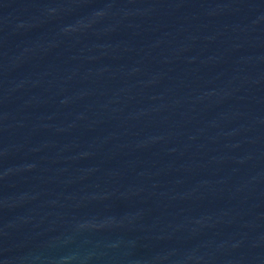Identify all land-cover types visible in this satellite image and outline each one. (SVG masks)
<instances>
[{
	"label": "water",
	"instance_id": "1",
	"mask_svg": "<svg viewBox=\"0 0 264 264\" xmlns=\"http://www.w3.org/2000/svg\"><path fill=\"white\" fill-rule=\"evenodd\" d=\"M0 264H264V0H0Z\"/></svg>",
	"mask_w": 264,
	"mask_h": 264
}]
</instances>
